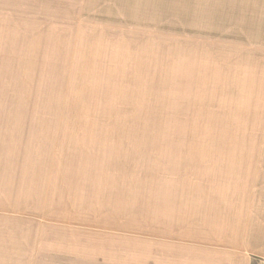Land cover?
Returning a JSON list of instances; mask_svg holds the SVG:
<instances>
[{"label":"rangeland","instance_id":"1","mask_svg":"<svg viewBox=\"0 0 264 264\" xmlns=\"http://www.w3.org/2000/svg\"><path fill=\"white\" fill-rule=\"evenodd\" d=\"M0 264H264V0H0Z\"/></svg>","mask_w":264,"mask_h":264},{"label":"bare ground","instance_id":"2","mask_svg":"<svg viewBox=\"0 0 264 264\" xmlns=\"http://www.w3.org/2000/svg\"><path fill=\"white\" fill-rule=\"evenodd\" d=\"M169 119H170V116H169Z\"/></svg>","mask_w":264,"mask_h":264}]
</instances>
